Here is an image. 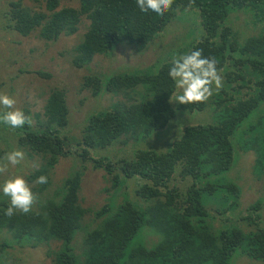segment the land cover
Here are the masks:
<instances>
[{
    "label": "trees",
    "instance_id": "trees-1",
    "mask_svg": "<svg viewBox=\"0 0 264 264\" xmlns=\"http://www.w3.org/2000/svg\"><path fill=\"white\" fill-rule=\"evenodd\" d=\"M31 1L33 6L38 2ZM72 1L74 6L43 0V9L35 11L21 0H6L0 8V60L15 61L28 47L53 46L61 37L78 36L68 47L61 44L65 70L86 69L95 56L109 57L125 50L148 64L143 68L138 61L139 70L128 75L111 73L104 80L105 76L97 74L99 64L95 62L92 74L87 71L82 78L63 81L77 84L73 103L64 88H37L33 96L24 89L20 92L19 87L3 89L5 73L0 69V93L14 98L15 107L32 119L31 126L15 130L0 124V140L13 135L17 148L28 149L39 159L35 182L40 176L47 177L46 183L31 188L37 199L28 214L16 211L6 216L10 204L0 196V233L20 247L25 243L42 248L41 262L47 264H227L236 251L238 260L244 255L252 260H246L248 263H263L264 228L246 233L229 228L215 236L201 204L212 184L200 190L197 183L210 178L216 187L226 183V199L214 204L219 210L236 202L240 191L237 182L222 177L238 155L250 154L251 178L264 181V0H192L190 7V0H174L162 17L140 12L135 0ZM238 11L250 18L242 19L236 31L230 14ZM187 19H192L189 28L184 27ZM173 22L181 23L176 35L169 29ZM250 27L255 28L252 35H248ZM7 33L16 37L5 45ZM195 49L202 50L204 57L216 58L223 87L205 103L181 105L175 102L178 90L168 72L174 57ZM141 54L146 57H139ZM24 72L18 70L8 80ZM35 74L50 77L38 71ZM110 94L122 101L87 112V104L105 105L112 100ZM37 100L40 106L36 111ZM199 113L214 114L213 119L209 116L205 124H194L193 117ZM252 113L257 116L242 124ZM169 123L173 129L178 127L175 124L182 128L165 152L136 151L132 158L117 164L91 155L117 144L115 140L123 144L129 138L150 139L162 134ZM234 130L239 131L238 139L248 144L244 153H232L229 137ZM9 150L4 145L0 154ZM67 155L73 156L77 167L61 182H51L53 165ZM87 162L111 183L104 192L112 198L93 213L98 218L95 225L81 222L89 212L78 198ZM173 177L191 183L182 198L169 186ZM131 184L138 187L133 197L140 198L143 206L124 194ZM113 197L121 198L119 203L115 204ZM259 210L256 201L240 218L258 224ZM145 229L156 237L148 245L141 235ZM8 241L0 244L2 264L14 258L6 251L11 245Z\"/></svg>",
    "mask_w": 264,
    "mask_h": 264
},
{
    "label": "rangeland",
    "instance_id": "rangeland-1",
    "mask_svg": "<svg viewBox=\"0 0 264 264\" xmlns=\"http://www.w3.org/2000/svg\"><path fill=\"white\" fill-rule=\"evenodd\" d=\"M6 0H0V8L4 5V2ZM23 2V5L33 9L35 11L42 10L43 9V0H38L37 3H34L35 6H33L31 0H21ZM60 1L61 6L70 5L74 6L76 2L70 1V0H56ZM232 16V21L235 24V30L238 31V27L240 24V21L242 19H248L250 18L249 14L242 13L241 11L234 12L230 14V17ZM1 21V19H0ZM192 22V19H187L185 21L184 27L189 28V24ZM179 24L181 23H172L169 24V29L172 34L176 35L179 30ZM242 30V29H239ZM249 32L248 35H252L255 28H248ZM11 37H16V35L7 33L5 37V45L8 40H11ZM79 39L78 36H73L72 38H59L58 40L54 41L56 42L53 46H33L28 47L29 49L24 51L26 54L19 55L17 58H15V61L6 62L4 60H0V69L3 68L2 72L5 73V79H2L3 82H5V85L1 84L3 89L4 88H11L14 90H17V88H21L20 92H23L26 90V92H29L33 96L32 93L37 88L45 89L43 91H48V88H64L67 90V92H70V95L68 96V100L73 103L75 101V95L72 93L74 92L73 88L77 87L76 83H65L63 84V81H72L75 79L82 78L86 76L87 71L88 73L92 74V66L95 67V62L99 64L98 66V73L97 71L94 73L99 74L102 78L104 76L109 77L111 73H115L117 75H128V73H131L134 70H139L138 61H140L143 65V68L148 64L147 62L142 61L137 56L130 55L128 50H125L124 53H118L114 52L109 57H100L93 59L91 66H88L86 69H66L65 60L63 59V56L61 55L62 50L65 48L61 47L62 42H65V46L68 47L69 45H72L74 41H77ZM28 43H32V38H28ZM0 45L3 46V43L0 42ZM16 57V56H15ZM139 57H143V59L146 56L139 55ZM18 70H24V73H21L20 76L16 79L8 80L9 78H12ZM38 71L43 74H48L50 76L47 77H41L35 72ZM73 73L71 75V78L67 76V74ZM72 79V80H71ZM59 82H62L60 84ZM54 84H60V85H54ZM82 94H86V92H82ZM102 95L101 97H104ZM112 100L106 103L105 105H98L94 101L92 102V105L87 104L88 111H91L94 113L96 110L101 109H107L110 106H112L117 101H122V98L120 96H112ZM37 104L33 107L37 111V109L40 106V102L37 100ZM214 114H206V113H199L196 117H193L192 122L194 124H200L203 125L206 123L209 116H211L209 119H213ZM257 114L252 113L250 114L243 122L242 124L246 123L248 119L256 117ZM173 124L169 123L166 125L165 130L162 132V134H155L152 135L150 139L146 140H139L135 141L133 139H127L123 145L117 144L112 145L106 149H97L92 156L96 157H104L111 159L112 161H116L120 159L128 160L132 158L134 152L136 151H145V150H153L155 152H165L167 149H169L170 145L174 140L177 139V131H181L182 126L179 124H175V126H178L177 128H172ZM239 132V131H237ZM234 130L232 135L229 137V142L231 145L232 153H244L245 150L248 148V144L242 143L241 140L238 139V134ZM261 138H258L257 143H259ZM4 141H10L15 142L16 138L13 135L7 134L3 138ZM36 157V156H35ZM34 156L26 157V161L29 165H31V160L35 158ZM37 158V157H36ZM39 162V159H37ZM252 163V156L250 154L246 155H238L235 163L233 166L224 174H222V177L228 179L229 181H232L233 183L237 182L240 191H238L236 202H234L231 206H227L225 209H219L216 210V206L214 204L219 203L226 199L227 195L224 194L223 186L226 183L221 184V187H216L214 182H211L210 179H208L209 182H203L200 181L197 183V186L200 187V190L203 188L205 184H212V187L209 188L210 191L206 190V193L202 195L201 197V204L203 205L204 209L207 212V222L210 226V229L212 232H214L215 236L218 234L220 230L223 229H229L234 228L238 229L241 232H250L255 231L256 228H264V187L261 182H264L262 178H257L256 180L252 179V173L250 170V166ZM77 167V162L71 155H67L65 157H59L57 163L53 166L51 169L52 173V181L54 183L61 182L63 178L67 175L68 171H72ZM10 171V168H8L7 172ZM4 173L0 174V183H3ZM10 176V175H9ZM176 177H173L172 181L169 183L170 187H174L176 189V194L178 196H182L183 193L187 191V188L190 186V182H184V181H174ZM203 180V179H200ZM211 182V183H210ZM230 183V182H228ZM111 183L108 182V178L104 175V173L101 170H92L90 164L86 163V169L83 171V175L81 177L80 181V188L78 192V198L81 200L79 202L81 207H88L89 212L84 213L81 222L85 225H95V221L98 218L93 217V213L100 208L102 204L107 203L112 197H109V193H105V189L109 188V185ZM218 184V183H217ZM262 187V188H261ZM135 190H138V187L135 189V186L128 185L126 189H124V194L130 195L133 197V192ZM44 193H42L39 196V199H41V196ZM117 200L114 201L115 204L119 203V200L121 198L113 197ZM182 198V197H181ZM181 198H177L181 201ZM135 202L140 203L142 206L144 205V202L136 197H133L132 199ZM162 200V199H161ZM256 201L259 202L260 210V223L256 224L251 222L247 219H241L240 216L243 215L246 212L247 206L250 204L255 203ZM10 204V201H7ZM214 207L212 211L209 209L211 207ZM100 221V220H97ZM142 240L145 244H150L153 242L156 237L155 234L147 229H145V233L141 234ZM80 237V236H79ZM7 234H1L0 233V244L6 243L8 240ZM9 244L12 245V242L8 241ZM16 246L15 251H12L11 249H6L7 252H10L14 255L13 259H10L9 264H47V262H41L43 258V251L42 248L37 247L36 250L34 248H31V246H28L24 243V246L20 247L18 246V243L13 244ZM37 251V252H36ZM4 254V253H3ZM2 254V255H3ZM76 254V251L73 253ZM0 255V257H2ZM240 256V254L236 251L231 259L228 260L227 264H264L261 262H252L248 263L247 261H252L247 259L244 255H241V258L239 260L237 259ZM10 258V257H8ZM0 264H2V259L0 258ZM209 264V263H208Z\"/></svg>",
    "mask_w": 264,
    "mask_h": 264
},
{
    "label": "clouds",
    "instance_id": "clouds-1",
    "mask_svg": "<svg viewBox=\"0 0 264 264\" xmlns=\"http://www.w3.org/2000/svg\"><path fill=\"white\" fill-rule=\"evenodd\" d=\"M135 3L140 12H151L157 17H162L171 8L174 0H135ZM191 3L192 0H190L189 7ZM171 63L172 66L169 69L168 76L174 81L175 88L178 90L175 102L181 105L205 103L213 96L214 92H219L223 87V78L220 70L217 69L218 61L215 57H204L200 49L191 50L179 57H174ZM105 79H107V76H105ZM15 105L14 98L6 93H0V124L14 130L21 129L25 125L31 126V117L25 115ZM129 139L139 141L134 138ZM143 140H146V138ZM115 141L117 144H124H121L122 140ZM117 144L114 145L117 146ZM4 145L10 148L5 155L0 154V174H5L3 183H0V196L1 200H4L7 204V201H10V206L5 209V215L11 217L16 211L28 214L35 208L34 203L37 199L31 188L35 183H46L47 177L40 176L35 182V178L38 176V158L30 153L28 149L17 148L16 141L0 140V151L4 148ZM29 156L35 157L31 160V165L26 161V157ZM122 160L124 159L119 158L114 162L117 164ZM8 168H10L9 172H7ZM4 240H7V238ZM13 244L7 249L15 251L16 246ZM33 248L36 250L37 247L33 246Z\"/></svg>",
    "mask_w": 264,
    "mask_h": 264
}]
</instances>
